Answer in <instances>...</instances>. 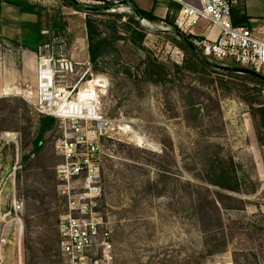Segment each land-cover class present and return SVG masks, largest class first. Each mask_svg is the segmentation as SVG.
<instances>
[{"label": "rangeland", "instance_id": "obj_1", "mask_svg": "<svg viewBox=\"0 0 264 264\" xmlns=\"http://www.w3.org/2000/svg\"><path fill=\"white\" fill-rule=\"evenodd\" d=\"M29 1L55 21H64L65 28L50 29L42 16L39 39L35 14L13 5L7 13L0 1V30H5L0 32V89L4 68H20L21 62L27 82L35 86L42 51L59 70L45 103L62 104L54 95L63 88L69 105L90 85L79 96L100 102L99 121L64 122L52 115L55 123L39 150L24 161L33 149L39 118L48 115L18 95L0 96V137L16 135V144L0 152V208L8 207V174L17 146L22 264H61L58 222L66 203L58 194L55 167L64 161L56 152L64 136L95 145L102 191L98 209L111 229L114 264H264V146L256 136L258 116H251L243 95L219 87L209 78L214 75L176 70L184 52L169 34L158 31L145 29L142 48L108 38L104 53L91 63L86 12L63 0ZM78 1L94 6V0ZM130 1L136 10H151L158 17L170 5L168 0ZM110 14L120 15L118 34L126 35L122 23L127 19L110 12L95 16L103 21V34L111 35ZM205 23L201 19L191 27L192 34L199 35ZM148 58L161 63L167 75L154 77L159 81L147 78L142 61ZM250 98L264 99L263 92ZM74 124L81 126L79 132ZM13 247L9 236L3 264H13Z\"/></svg>", "mask_w": 264, "mask_h": 264}, {"label": "built area", "instance_id": "obj_2", "mask_svg": "<svg viewBox=\"0 0 264 264\" xmlns=\"http://www.w3.org/2000/svg\"><path fill=\"white\" fill-rule=\"evenodd\" d=\"M168 1L179 6L174 18L176 30L185 36H192V39L189 40L199 48L204 61L224 66L236 64L259 73L264 72V39L254 36L245 25L233 24L231 8L234 1ZM92 4L113 5L127 12L123 15L124 18L132 15L138 21L133 12V8H136L130 0H94ZM167 12L171 13V10L168 8ZM165 15L161 18L164 19ZM201 19L208 22L209 29L206 34L193 35L191 27L196 26ZM143 27L151 31L174 30L164 20L152 21L150 26ZM38 54L35 86L26 81L17 85L3 86L0 90V96L18 95L40 113L48 116L53 115L63 121L66 119L77 122L86 119L99 121L97 116L99 98L92 101V110L83 108L78 115L75 111L72 113L63 111L64 108L67 109L72 106L71 103L66 104L63 88L58 89L60 92L58 95H54V98H58V100L63 99L62 104L57 103L54 106L53 103H45L47 100L45 96H49L48 92L52 90L54 79L59 70L54 67L52 56H46L42 54V51H39ZM87 81L91 82L92 80ZM89 87L91 88V85ZM89 87L82 90L90 89ZM81 91L77 92L76 100H78ZM96 96L98 95L96 94ZM79 127L73 125L76 132L80 131L81 126L79 125ZM8 144H16L15 134L5 133L0 137V152H4L3 146ZM15 150V160L8 174L11 179L8 207L4 211H1L0 208V264H3L2 254L9 236L14 242L13 264H22L21 215L23 203L16 198L17 146ZM56 152L64 159L62 163L56 165L55 175L58 194L65 199L66 203V211L58 222V248L61 264H114L111 229L108 222L103 220L98 209L102 191L99 178L100 167L95 158V145L87 140L74 142L64 136V138L58 139ZM1 192L2 187L0 186V194Z\"/></svg>", "mask_w": 264, "mask_h": 264}, {"label": "trees", "instance_id": "obj_3", "mask_svg": "<svg viewBox=\"0 0 264 264\" xmlns=\"http://www.w3.org/2000/svg\"><path fill=\"white\" fill-rule=\"evenodd\" d=\"M63 1L68 6L73 7V4L70 1L68 0H63ZM6 2L17 7L21 13L35 14L39 18L37 22V26H38L37 35L39 39L42 37L41 27H40V24L42 23V16H45V21L47 25L50 26V29L56 28V29L64 30L65 28L66 23L64 21L62 22L55 21V19L49 16L48 14L42 13L43 10L42 7L40 5H37L36 3L30 2L29 0H6ZM178 7L179 6L177 4L170 3L169 10H171V13L167 12L164 19L154 15L151 10L149 11L137 10V11L145 19L151 22L152 21L160 22L164 20L167 24L171 25L174 30H176V27L174 25V18L178 10ZM232 10L233 8H231V14H232ZM101 14L103 13L86 12L87 17L85 19V27H86V35H87V50L89 55V61L91 63H95L98 60V58L104 53V48L108 38L124 39L127 42L137 44L138 47L142 48V41L146 35L145 28L132 15L126 16L127 21L125 23H122V26L126 31L125 33L126 35H119L117 29L118 25L116 24V21L119 20L118 18L120 17V15L110 14V16L114 17V19L108 21L107 27L110 29V33H111V35L108 36L105 33L103 34V31L100 27L103 21L96 19L95 17ZM49 22H51L50 25ZM233 24L240 25L239 23H235V22H233ZM168 36H170V39L173 40L177 44V46L180 49H182L184 52V59L182 63L180 65L178 64L174 65V68L176 70L184 69L193 73H202L204 76L207 77L214 75V77H209V78L212 79L214 83H217L219 87L227 88L229 91L235 89L239 94L243 95L242 96L243 100H245L249 105V113L251 114V116L253 118L258 116L256 136L258 143L264 146V99L258 98L257 100L256 98H250L251 93L254 92L258 96H262V92L264 91V81L249 75L234 74V73L224 72L215 69L212 66H210L209 63H207L202 58H200L195 52L190 50L182 41L176 39L174 36L171 35ZM186 37L188 39H192L191 35H186ZM142 63L144 66L142 73L144 75H147V78H151L154 81H159L160 79L157 78L165 77L168 73L165 70L164 66L154 59L148 58L146 59V61H142ZM233 65L236 66V64H232V66ZM261 74L264 75V72H262ZM54 123H55V118L51 116H42L39 118L33 149L30 153L23 156L24 161L30 158V155L32 153L39 150L44 135L49 129H51ZM224 173L221 174L222 177L225 176ZM220 186L231 191L237 190V187H235L234 185L232 186L225 183H221Z\"/></svg>", "mask_w": 264, "mask_h": 264}, {"label": "crops", "instance_id": "obj_4", "mask_svg": "<svg viewBox=\"0 0 264 264\" xmlns=\"http://www.w3.org/2000/svg\"><path fill=\"white\" fill-rule=\"evenodd\" d=\"M0 1H2L3 6L7 8V13L13 11L10 7L12 5L6 2V0H0ZM233 1H234L232 5L233 10L231 14L232 21L235 23H239L240 25L247 26L254 36L264 39V0H233ZM20 17L21 19L18 20L22 22L23 16ZM208 25H209L208 22H206L202 32L199 34H206L209 29ZM3 31L5 30L2 28L0 32ZM3 81H4L3 86H11L14 84L17 85L18 83L29 81L27 79L26 73L22 71V62L20 68L16 66L15 67L10 66L9 68L5 67L3 70L2 82Z\"/></svg>", "mask_w": 264, "mask_h": 264}, {"label": "water", "instance_id": "obj_5", "mask_svg": "<svg viewBox=\"0 0 264 264\" xmlns=\"http://www.w3.org/2000/svg\"><path fill=\"white\" fill-rule=\"evenodd\" d=\"M68 1H70L77 9L83 10L85 12H98V13L110 12V13H120L123 15L127 14L125 10L114 7L113 5L90 6V5H83L78 0H68ZM133 12L140 24H142L143 26L151 25V21L145 19L136 9L133 8ZM157 31L174 36L176 39L182 41L190 50L195 52L200 58H202L201 51L199 50V48L195 46L184 34L180 33L177 30H171V29H159ZM209 65L215 69H218L224 72L240 74V75H249V76H253V77H256L257 79L264 81L263 74L256 72L249 68L224 66V65H217V64H210V63Z\"/></svg>", "mask_w": 264, "mask_h": 264}, {"label": "bare ground", "instance_id": "obj_6", "mask_svg": "<svg viewBox=\"0 0 264 264\" xmlns=\"http://www.w3.org/2000/svg\"><path fill=\"white\" fill-rule=\"evenodd\" d=\"M99 84H101V83H98L97 85H99ZM101 85H103V84H101ZM94 99H96L95 96L81 95V96H79L78 101H76L75 103H71L72 106L67 108V109L64 108L63 111L66 113H69V112L72 113L75 111L76 115H78L82 112L83 108H87L89 110H92L93 102L91 100H94ZM89 101H91V102H89Z\"/></svg>", "mask_w": 264, "mask_h": 264}]
</instances>
